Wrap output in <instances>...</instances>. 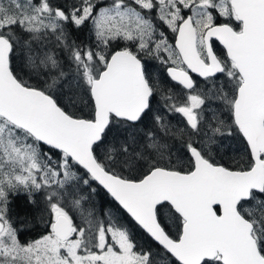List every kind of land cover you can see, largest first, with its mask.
Returning a JSON list of instances; mask_svg holds the SVG:
<instances>
[{
  "label": "snow or ice",
  "instance_id": "1",
  "mask_svg": "<svg viewBox=\"0 0 264 264\" xmlns=\"http://www.w3.org/2000/svg\"><path fill=\"white\" fill-rule=\"evenodd\" d=\"M0 264H264V0H0Z\"/></svg>",
  "mask_w": 264,
  "mask_h": 264
},
{
  "label": "trees",
  "instance_id": "2",
  "mask_svg": "<svg viewBox=\"0 0 264 264\" xmlns=\"http://www.w3.org/2000/svg\"><path fill=\"white\" fill-rule=\"evenodd\" d=\"M240 139V138H239ZM241 145L244 144L243 140L240 139ZM179 143H177V147ZM243 146V145H242ZM244 147L239 154L236 156L230 152L221 153L224 156L223 162H229L230 158L238 159L243 154ZM232 154V155H231ZM19 194H15L14 197H11V215L13 219L16 221V225L20 228V237H29V239H33L38 237L42 233V228L39 225V222H43L44 220V211L43 206L39 204L28 203L26 200L22 199ZM94 199L97 204H100L101 208H111L113 211H120L118 206L113 202L112 198L107 195L102 189H98L97 194H95ZM122 215H125L121 212ZM125 218L128 219L125 215ZM133 234L135 236L136 242L142 244L147 248L151 246L153 249L157 248V244H155L150 237L147 236L143 232V230L139 229L138 226L134 225V222L131 224Z\"/></svg>",
  "mask_w": 264,
  "mask_h": 264
},
{
  "label": "rangeland",
  "instance_id": "3",
  "mask_svg": "<svg viewBox=\"0 0 264 264\" xmlns=\"http://www.w3.org/2000/svg\"><path fill=\"white\" fill-rule=\"evenodd\" d=\"M79 34V33H78ZM80 37V36H79ZM78 38V37H77ZM77 38H76V36H75V40L77 41ZM86 40H85V38H80L79 40H78V44H81L82 42H85ZM85 44V43H84ZM166 55V54H165ZM146 59L148 58V57H145ZM161 82H162V84H164V85H168V84H166L165 82H164V80H162L161 79ZM176 92V91H175ZM181 92V91H180ZM180 92H177V93H180ZM181 98V100H182V96L180 97ZM158 99L160 100V105L159 106H161V111L163 112L164 111V108H163V105L165 104V102H164V100L162 99V98H160V97H158ZM218 103V102H217ZM167 118L168 119H170L171 120V122L173 123V124H178V125H180V126H182V124H183V119H182V117L180 116V114H177V113H168L167 114ZM177 143H179V142H177ZM223 152L222 153H225V152H230V153H232L233 155H237V154H239L241 151L240 150H242V147H244V144L242 143V145H241V141H240V139H239V137L238 136H234V137H225L224 139H223ZM231 154V155H232ZM13 195H15V194H13ZM21 197H24L26 200H27V194H25V193H20L19 194ZM29 202V201H28ZM41 204L42 206H43V208H44V205H43V197H42V195H40V194H36V196H35V204ZM98 206L100 207V204H98ZM104 210H107V208H103ZM44 220H43V222L41 223V222H39V225H40V227L42 228V233L44 232V230H45V222H46V220H47V215H46V213L44 214ZM17 227H19L18 225H16ZM20 239L22 240V241H24V240H29V237H20Z\"/></svg>",
  "mask_w": 264,
  "mask_h": 264
},
{
  "label": "flooded vegetation",
  "instance_id": "4",
  "mask_svg": "<svg viewBox=\"0 0 264 264\" xmlns=\"http://www.w3.org/2000/svg\"><path fill=\"white\" fill-rule=\"evenodd\" d=\"M53 2L54 3L60 2V0H53ZM71 35H72L73 39H75V36H76V38L78 37L77 41H76L77 43H78V40L80 38H85V40H86L85 42H82V43L86 44V43H90L91 42L89 40V33H88L87 27L82 28L80 30H76L75 28H73L72 32H71ZM169 37H170V40H171V34L170 33H169ZM172 42H174V41H172ZM145 62L147 64V66L151 68V70L153 71V73L155 75H157L160 79L164 80V82L166 84H168L167 86L172 87L173 90L176 91V92H180L181 91V86H178L175 82H172L170 80V78L168 77V75H167V67H168V65H164V64H162L160 62V60L154 59V58H147V59L145 58ZM192 75H193L194 79H196L198 81V83H200V85L203 86V78L197 77L196 74H192ZM12 197H14V195ZM22 199L26 200L24 197ZM26 201L28 202V200H26Z\"/></svg>",
  "mask_w": 264,
  "mask_h": 264
},
{
  "label": "water",
  "instance_id": "5",
  "mask_svg": "<svg viewBox=\"0 0 264 264\" xmlns=\"http://www.w3.org/2000/svg\"><path fill=\"white\" fill-rule=\"evenodd\" d=\"M104 192H106V190H104ZM146 234V233H145ZM152 240V239H151ZM154 242V241H153ZM156 244V242H154Z\"/></svg>",
  "mask_w": 264,
  "mask_h": 264
}]
</instances>
